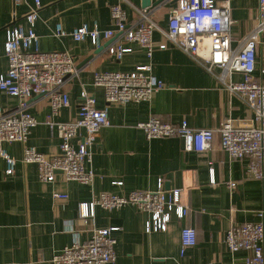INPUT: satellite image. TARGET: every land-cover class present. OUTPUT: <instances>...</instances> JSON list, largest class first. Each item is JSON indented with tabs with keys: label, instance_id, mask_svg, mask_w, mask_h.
<instances>
[{
	"label": "crops",
	"instance_id": "0c3cea01",
	"mask_svg": "<svg viewBox=\"0 0 264 264\" xmlns=\"http://www.w3.org/2000/svg\"><path fill=\"white\" fill-rule=\"evenodd\" d=\"M130 1L144 7V0ZM215 1L220 5L224 0ZM117 2L41 0L39 18L33 26L40 38V48L69 51L77 72L69 75L65 84L70 105L57 114L45 95L30 97L28 109L38 125L31 130L25 145L47 155L59 153L61 139L47 122L73 120L83 91L95 97L98 108L108 107L111 124L100 129L92 146L91 167L97 175L92 184L66 180L61 173L54 182L41 181L33 163L17 162L14 172L7 175L0 157V264H53L55 252L88 240L97 227H118L113 232L117 259L108 264H247L249 251H230L225 235L232 222L264 221L260 215L264 211V178L248 173L251 158L231 159L221 148L219 135L212 150L189 152L184 149L181 136L148 139L138 124L156 116L173 123L186 119L194 128H217L226 118H245L253 116V112L200 63L167 41L159 30L153 33L155 49L151 57L139 43L128 41L122 34L102 38L100 46H95L90 38L73 39L72 30L85 23L90 27L97 24L101 30L114 28L110 7ZM151 2L152 18L167 29L169 12L176 0ZM33 4V0L18 5L12 0H0V73L8 68L3 50L5 28L13 24L27 27L25 15ZM230 5L232 46L240 49L257 21L259 0H230ZM123 6L126 21L137 23L136 11ZM57 24L62 25L66 35H55ZM262 40L257 78L261 77L264 64V35ZM163 42H167L164 49L159 47ZM113 44L132 50L117 58L108 52ZM147 64L166 84L149 101L108 104L105 89L94 84L96 72L132 71ZM241 78L234 74L235 80ZM18 101L0 91V109H12ZM80 134L74 144L82 141L85 130H80ZM6 148L11 156L20 157V142L7 144ZM160 179L167 189L179 188L183 203L189 207L185 218L172 217L166 231L147 233L144 223L148 214L133 205L112 210L96 206L94 216L81 217V203L92 201L101 192L127 195L135 189L153 190ZM230 182H236V186L231 187ZM55 192L68 197L55 198ZM184 226L196 229L197 244L182 255Z\"/></svg>",
	"mask_w": 264,
	"mask_h": 264
},
{
	"label": "built area",
	"instance_id": "2783aa9c",
	"mask_svg": "<svg viewBox=\"0 0 264 264\" xmlns=\"http://www.w3.org/2000/svg\"><path fill=\"white\" fill-rule=\"evenodd\" d=\"M14 4L25 0H12ZM170 9L167 29H163L153 18L151 7H137L130 0H118L110 7L114 28L101 30L97 24L90 27L82 24L72 30L70 35L76 41L90 38L95 46L101 45L102 38L110 39L122 34L128 41L139 43L151 57L155 44L153 33L159 30L163 37L191 58L200 63L215 76L223 88L236 94L253 112L245 118L229 117L217 128H194L186 119L173 123L152 116L148 121L138 124L148 139L181 136L186 151L205 153L214 148L216 135L220 146L231 159L249 157L252 160L248 173L255 178H264V64L260 68V78L256 77L257 58L264 35V0H259L258 18L254 28L244 39L240 49L232 46V24L230 0L217 4L215 0H176ZM33 5L25 15L27 27L9 25L5 28L4 54L8 68L0 73V91L18 98L16 107L0 109V157L5 162V174L15 170L17 162L33 163L38 167L41 181L54 182L58 173L66 180L92 184L96 173L91 167L92 146L96 143L101 128L109 126L108 107L98 108L96 99L86 91L82 92V103L77 116L70 121H52V131L61 139L60 152L47 155L25 145L31 130L38 120L29 112V99L33 94L45 95L53 113L70 105L69 93L65 89L67 78L77 72L72 53L67 50L44 51L40 48V38L33 26L39 18L41 0H33ZM132 7L138 22L128 23L123 5ZM67 32L61 24L55 28L56 36ZM164 49L167 42L159 45ZM130 47L113 44L108 47L109 54L122 58L130 52ZM240 74V80L234 79ZM94 84L105 89L108 104L149 101L154 94L166 87L151 70V65H139L132 71H103L95 73ZM85 130L82 141L73 140ZM20 142L22 152L19 158L11 156L7 144ZM215 183V178L212 179ZM122 184V181H116ZM236 186V182H230ZM55 198H67V194L54 193ZM133 205L146 212L148 218L144 227L147 233L166 231L175 215L183 219L189 207L182 201L179 188L167 189L160 179L156 189H135L127 195L101 192L90 202L81 203V217L94 216L96 206L117 209ZM264 217V211L260 212ZM118 227H97L91 237L82 242L65 246L53 255V264H108L115 262L117 252L113 232ZM225 243L232 252L248 250L247 264H264V221L232 222L225 235ZM197 244L194 227L184 226L181 230V254Z\"/></svg>",
	"mask_w": 264,
	"mask_h": 264
},
{
	"label": "water",
	"instance_id": "95a60500",
	"mask_svg": "<svg viewBox=\"0 0 264 264\" xmlns=\"http://www.w3.org/2000/svg\"><path fill=\"white\" fill-rule=\"evenodd\" d=\"M153 4H152V2H151V0H144V2H143V6L144 7H149V6H152Z\"/></svg>",
	"mask_w": 264,
	"mask_h": 264
}]
</instances>
